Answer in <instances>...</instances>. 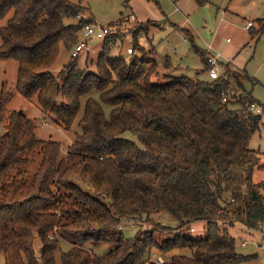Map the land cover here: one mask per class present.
<instances>
[{"label":"trees","instance_id":"trees-1","mask_svg":"<svg viewBox=\"0 0 264 264\" xmlns=\"http://www.w3.org/2000/svg\"><path fill=\"white\" fill-rule=\"evenodd\" d=\"M87 11L70 0H0V21L7 20L0 27V59L18 61L17 91L37 98L43 112L67 130L82 111L81 131L63 154L59 141L37 137L34 119L8 109L12 93L4 85L0 91L5 129L0 135V251L6 264H59L61 239L72 244L61 253V264H242L253 259L237 250L236 238L225 230L238 223L255 230L264 225V180H253L264 162L260 150L250 147L263 117L251 109L258 102L250 94L234 92L250 76L226 67L212 81L180 75L158 84L153 78L160 61L151 54L133 55L136 50L130 60L121 52L104 53L95 73L72 60L53 74L61 45L74 48L80 31L94 22L84 18ZM257 21V27H249L252 39L264 35V16ZM149 23L136 26L137 39ZM116 34L105 39L106 46ZM187 37L207 63L210 54L190 31ZM137 39L134 48L142 51ZM171 62L165 57L163 66ZM92 91L99 97L83 104L82 97ZM104 105L111 107L109 115ZM164 214L179 221L178 235L158 240L153 231H144L127 238L117 230L124 219L153 223ZM195 221L207 222L206 237L184 234ZM89 242L110 249L96 254L85 247ZM179 249L191 255L151 259L154 251L166 255Z\"/></svg>","mask_w":264,"mask_h":264},{"label":"rangeland","instance_id":"rangeland-1","mask_svg":"<svg viewBox=\"0 0 264 264\" xmlns=\"http://www.w3.org/2000/svg\"><path fill=\"white\" fill-rule=\"evenodd\" d=\"M74 3H81L88 8L82 14L94 17V22L101 25H117V34L113 40L108 38V46L105 39L94 38L90 41V50L84 51L79 57L72 59L71 53L73 45H61L58 59L50 68V71L58 75L69 61H77L78 67L86 73L97 71V62L101 55L110 53L125 54L130 60L133 55L151 54L158 60L161 57L162 64H159V75L154 76V81L164 84L172 80L171 76L188 75L198 77L202 80L212 81L209 74L208 62L206 63L198 53L191 48L187 32L197 35L196 42L200 47L207 48L214 53H221L220 59L223 61L219 71L226 72V67L231 71L247 73L250 77L243 82L244 88L235 87L234 92L250 94L263 107V125L260 131L256 132L250 140V147L260 150L261 161L264 162V35L259 39H252L249 28H246L248 21H253V26L257 27V20L264 16V0H207L200 4L198 0H134V8L124 0H70ZM135 11L134 19L131 14ZM76 19L66 18L67 23L76 22ZM140 21H139V20ZM164 19V20H156ZM147 31L140 32L138 39L133 31H137L136 26L149 21ZM157 24H152L153 22ZM7 20L0 21V27L5 25ZM182 26V27H181ZM138 29V28H137ZM196 33V34H195ZM181 34L187 39H183ZM79 37H83V30ZM130 37L132 40H130ZM230 38L229 42L227 39ZM135 39L142 46V51L134 48L135 53H127V47L133 46ZM176 45V49H175ZM209 45L211 47L209 48ZM169 55L174 59L169 68L163 66L164 55ZM164 56V57H162ZM74 58V57H73ZM18 61L14 59H0V91L3 85L5 89L12 93V98L8 103L10 111H23L27 116L34 119L37 124L36 135L40 139H53L59 141L63 146V154L76 137V133L81 129L78 120L79 114L71 130L65 129L56 122L52 114H45L37 98L28 99L17 91ZM244 91V92H243ZM99 91H92L82 97L85 100L92 96L98 98ZM106 114L109 115L111 107L104 105ZM238 107V105H234ZM5 132L4 124L0 125V135ZM128 137L134 138L127 134ZM34 168V166H33ZM255 182L264 180V168L257 169L253 174ZM76 181L85 190H91L76 177ZM247 188V183H243V189ZM151 223L145 218L124 219L117 226L125 237L132 238L138 232L153 231L158 240L167 236L178 235L180 225L170 214L156 216ZM163 225V226H162ZM263 226V224L261 225ZM192 228H194L192 230ZM155 230V231H154ZM237 240V250L245 255H253L254 258L244 261L242 264H264V228L247 229L244 225L227 226L225 229ZM184 234L190 238L199 239L207 235V222L195 221L184 228ZM37 250L40 244L36 245ZM72 244L64 239L60 240V248L56 250L57 262L61 264V253L69 250ZM85 247L96 254L104 253L110 248L106 244L94 245L86 243ZM153 253L159 254L157 251ZM175 254L191 255L188 249H179L173 253L161 255L163 259H170ZM165 257V258H164ZM0 264H6V258L0 251Z\"/></svg>","mask_w":264,"mask_h":264},{"label":"built area","instance_id":"built-area-1","mask_svg":"<svg viewBox=\"0 0 264 264\" xmlns=\"http://www.w3.org/2000/svg\"><path fill=\"white\" fill-rule=\"evenodd\" d=\"M84 15V14H83ZM82 17V15H79ZM87 16L84 15V18ZM253 23L252 21H248L246 23V28H249L252 26ZM119 27V24L117 25H101L96 23H88L85 25L83 29V37L80 38L79 42L74 46L72 49L71 56L72 57H79L84 51H89L90 50V41L94 38H100V39H106L108 36L113 35L117 32V28ZM181 37L183 39H187V37L183 34H181ZM130 40L131 37H130ZM229 42L231 41L230 38L227 39ZM211 45H209V48ZM134 47L133 46H128L127 47V52L129 54L134 53ZM209 58H208V66H209V74L211 79L215 80L218 79L221 76V73L219 71L220 65H221V53H214L209 51ZM226 99V96H225ZM251 109L255 111L256 113H262L263 108L258 104V103H252L251 104ZM264 228V225L262 226V229ZM194 228H192L193 230ZM151 259H153L156 262H164V259L161 255H157L155 253L152 254Z\"/></svg>","mask_w":264,"mask_h":264},{"label":"crops","instance_id":"crops-1","mask_svg":"<svg viewBox=\"0 0 264 264\" xmlns=\"http://www.w3.org/2000/svg\"><path fill=\"white\" fill-rule=\"evenodd\" d=\"M133 2H134V0H131L129 3H130V6H131V8H134V5H133ZM134 13H135V11L133 10V14H131L132 15V17L134 18V19H137V18H135V15H134ZM139 20V19H138ZM156 20H164V19H156ZM140 21V20H139ZM182 27V26H181ZM194 34V33H193ZM196 34V33H195ZM197 38V35H195V39ZM177 47H176V45H175V49H176ZM202 49H204V50H208L207 48H203V47H201ZM210 51V50H209ZM211 52V51H210ZM165 57H170V59H171V61H174V59H172V57L169 55V53H166L165 55H164ZM164 56H162V57H164ZM164 57V58H165ZM161 60V57H160V59H159V61ZM161 62V61H160ZM223 61L221 60V63H222ZM162 64V63H161Z\"/></svg>","mask_w":264,"mask_h":264}]
</instances>
